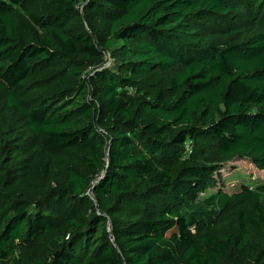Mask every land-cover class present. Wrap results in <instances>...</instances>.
I'll return each instance as SVG.
<instances>
[{"label":"trees","instance_id":"trees-1","mask_svg":"<svg viewBox=\"0 0 264 264\" xmlns=\"http://www.w3.org/2000/svg\"><path fill=\"white\" fill-rule=\"evenodd\" d=\"M234 160L264 171V0H0V264H264Z\"/></svg>","mask_w":264,"mask_h":264},{"label":"rangeland","instance_id":"rangeland-1","mask_svg":"<svg viewBox=\"0 0 264 264\" xmlns=\"http://www.w3.org/2000/svg\"><path fill=\"white\" fill-rule=\"evenodd\" d=\"M220 178L223 180V186L220 187L225 193L231 195L239 192L241 185L253 187L254 185L263 183L264 171H258L247 160H234L230 164L223 166V169L220 171ZM220 187L217 186L216 188ZM215 191L216 189L208 191V193H213Z\"/></svg>","mask_w":264,"mask_h":264}]
</instances>
